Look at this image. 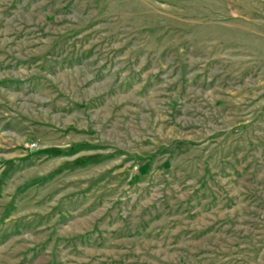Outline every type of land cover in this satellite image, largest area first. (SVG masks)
<instances>
[{
    "label": "rangeland",
    "instance_id": "rangeland-1",
    "mask_svg": "<svg viewBox=\"0 0 264 264\" xmlns=\"http://www.w3.org/2000/svg\"><path fill=\"white\" fill-rule=\"evenodd\" d=\"M0 264H264V0H0Z\"/></svg>",
    "mask_w": 264,
    "mask_h": 264
}]
</instances>
